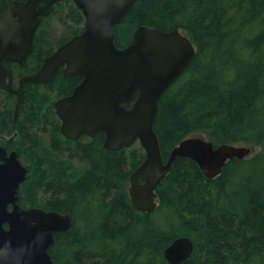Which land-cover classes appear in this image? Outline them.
Returning <instances> with one entry per match:
<instances>
[{"label":"trees","instance_id":"trees-1","mask_svg":"<svg viewBox=\"0 0 264 264\" xmlns=\"http://www.w3.org/2000/svg\"><path fill=\"white\" fill-rule=\"evenodd\" d=\"M11 1L0 0V9ZM52 16L70 25L55 46L44 24ZM83 21L71 1L53 5L17 77L35 73ZM139 27L178 30L196 51L159 104L154 131L163 162L189 137L251 147L252 154L227 162L213 180L177 158L155 191V210L140 213L128 179L144 151H107L100 134L85 143L62 137L53 105L77 79L57 74L48 85L24 87L16 122L14 99L0 91V137L17 134L13 146L28 170L19 205L73 216L49 249L53 264H168L163 251L179 237L193 243L182 264H264V0H138L114 28L116 46L125 47Z\"/></svg>","mask_w":264,"mask_h":264},{"label":"water","instance_id":"water-1","mask_svg":"<svg viewBox=\"0 0 264 264\" xmlns=\"http://www.w3.org/2000/svg\"><path fill=\"white\" fill-rule=\"evenodd\" d=\"M59 1L63 0H15L0 9V89L16 96L15 118L25 84H50L63 66L65 77L81 78L70 96L54 103L60 133L70 140L102 134L103 148L111 152L138 143L145 159L129 176L128 194L131 206L140 213L155 210V191L177 158L194 162L205 178L213 180L227 162L252 154L251 147H215L204 137H189L163 162L154 131L159 104L188 69L196 51L178 30L147 27L137 28L130 42L118 48L114 28L138 0H69L84 17L83 31L12 89L10 71L2 61L23 64L32 52L42 18ZM27 171L16 152L7 155L0 148V264H53L49 249L55 235L67 232L74 223L69 213L19 205V189ZM192 253V241L179 237L164 249L163 258L168 264H182Z\"/></svg>","mask_w":264,"mask_h":264},{"label":"flooded vegetation","instance_id":"flooded-vegetation-1","mask_svg":"<svg viewBox=\"0 0 264 264\" xmlns=\"http://www.w3.org/2000/svg\"><path fill=\"white\" fill-rule=\"evenodd\" d=\"M40 5H41V3H39ZM51 15V14H50ZM49 15V16H50ZM82 15V14H81ZM48 17V16H47ZM46 18V17H45ZM84 18V17H83ZM43 19L44 18H42V21H41V24H40V26H42V24H43ZM83 25H84V21H83ZM39 26V27H40ZM38 27V28H39ZM38 30V29H37ZM82 31H83V29H82ZM81 31V32H82ZM80 32V33H81ZM80 33H78V34H76V35H79ZM36 34V33H35ZM76 35H74V36H76ZM74 36H71V37H69L68 39H66L62 44H60L59 46H57V47H55V49L53 50V52L55 51V50H57L60 46H62L63 44H65L67 41H69L72 37H74ZM33 49V48H32ZM52 52V53H53ZM32 53V52H31ZM51 53V54H52ZM50 54V55H51ZM31 55V54H30ZM29 55V56H30ZM49 55V56H50ZM28 56V57H29ZM48 56V57H49ZM28 57L24 60V62H23V64L22 65H19V64H17V63H7V62H5V61H2V65L6 68V69H8L9 71H10V74H11V88L12 89H17L18 88V84H19V81H20V79H22L23 77H25V76H30V75H34L38 70H39V68L42 66V64H41V66L36 70V72L35 73H33V74H29V75H24V76H21V77H17V75H16V73H17V70L19 69V68H22L23 66H24V64H25V62H26V60L28 59ZM46 59V58H45ZM44 59V60H45ZM44 62V61H43ZM64 69H65V67L63 66L59 71H58V73L57 74H61L62 75V77L63 78H70V77H65L64 75H63V71H64ZM56 74V75H57ZM55 75V76H56ZM71 77H74V78H76L77 79V82H76V84L72 87V89H71V91H70V93L69 94H67L66 96H64V97H62V98H65V97H67V96H70L71 94H72V91L74 90V88H76L80 83H81V81H82V79L81 78H79V77H75V76H71ZM14 81H16V83L14 82ZM26 85H28V84H25L24 86H23V91H24V87L26 86ZM31 85H48V84H31ZM0 91H2V92H4L8 97H11V98H13L14 99V106H15V100H16V96L15 95H9V94H7L5 91H3V90H1L0 89ZM22 98H23V96H22ZM62 98H59V99H62ZM59 99H57V100H59ZM56 100V101H57ZM55 101V102H56ZM54 102V103H55ZM53 108H54V105H53ZM15 111V110H14ZM20 111V110H19ZM54 112H55V109H54ZM19 115V114H18ZM55 115H56V113H55ZM56 118H57V120L59 121V119H58V117H57V115H56ZM13 119H14V122H16L15 120L17 119V118H15L14 117V112H13ZM59 123H60V121H59ZM60 126V125H59ZM59 132H60V127H59ZM61 134V133H60ZM16 133L14 134V136H9V133H6L4 136H1L0 137V148H3L5 151H6V153H7V155L8 154H10V153H12V152H16L17 153V158H18V160L20 161V157H19V154H18V152L14 149V146H13V144H14V140H15V138H16ZM96 135H99V133L98 134H96ZM95 135V136H96ZM100 135H102V134H100ZM62 136V135H61ZM94 136V137H95ZM103 136V135H102ZM63 137V136H62ZM94 137H89V136H82V137H80L79 139H77V140H70V139H67L68 141H72V142H76V141H80V142H82L83 141V143H85L84 141H88V140H91V139H93ZM66 139V138H65ZM103 142H104V136H103ZM133 146V145H132ZM117 152V151H116ZM20 163H21V161H20ZM22 164V163H21ZM24 166V165H23ZM25 167V166H24Z\"/></svg>","mask_w":264,"mask_h":264},{"label":"rangeland","instance_id":"rangeland-1","mask_svg":"<svg viewBox=\"0 0 264 264\" xmlns=\"http://www.w3.org/2000/svg\"><path fill=\"white\" fill-rule=\"evenodd\" d=\"M44 24L48 26V30H49V33L51 35L50 39H51V45L52 46H55V44L57 42H59L64 37L68 36V34H69L70 25L66 26V28H65L64 26H62L57 21L55 16L48 18V20L45 21ZM14 82L16 83V81H14ZM134 145H136V147H140V145L138 143H136Z\"/></svg>","mask_w":264,"mask_h":264},{"label":"bare ground","instance_id":"bare-ground-1","mask_svg":"<svg viewBox=\"0 0 264 264\" xmlns=\"http://www.w3.org/2000/svg\"><path fill=\"white\" fill-rule=\"evenodd\" d=\"M18 86V85H17ZM16 121V120H15Z\"/></svg>","mask_w":264,"mask_h":264}]
</instances>
